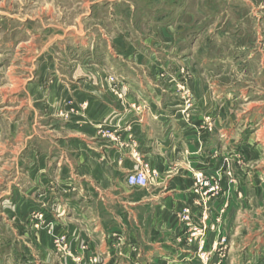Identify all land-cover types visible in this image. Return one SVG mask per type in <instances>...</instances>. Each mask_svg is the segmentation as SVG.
I'll return each mask as SVG.
<instances>
[{"label":"rangeland","instance_id":"rangeland-1","mask_svg":"<svg viewBox=\"0 0 264 264\" xmlns=\"http://www.w3.org/2000/svg\"><path fill=\"white\" fill-rule=\"evenodd\" d=\"M62 75L106 80L107 91L134 112L146 103H127L128 88L119 79L149 85L160 108L200 139L216 135L220 121L228 127L227 148L213 149V169L191 170L193 202L174 212L187 236L185 257L191 251L192 258L143 263L139 245L125 246L116 236L119 258L132 254L131 264H264V0H0V264L104 261L84 259L66 231L57 235L44 212L27 207L28 123L37 104L31 95L44 96L53 76ZM85 108L59 109L55 116L68 121ZM128 139L132 158L142 160L137 141ZM141 169L149 179L156 175L145 163ZM221 197L222 210L215 204ZM52 209L53 217L62 215ZM183 209L191 228L181 222ZM40 232L51 243L30 241Z\"/></svg>","mask_w":264,"mask_h":264},{"label":"crops","instance_id":"crops-1","mask_svg":"<svg viewBox=\"0 0 264 264\" xmlns=\"http://www.w3.org/2000/svg\"><path fill=\"white\" fill-rule=\"evenodd\" d=\"M88 78L53 76V85L40 98H36V85L31 86L36 88L31 96L37 104L34 109L30 107L34 112H30L28 123L29 212H44L55 233L66 231L76 244L74 250L86 260L96 256L104 259L103 264H131L132 254L124 255L123 260L115 254L116 236L126 239L125 246L138 244L137 256L143 263L155 257L162 261L174 256L192 258L191 251L185 257L186 235L174 212L193 202L191 170L213 169V149L222 152L227 148L228 127L220 121L216 135L197 138L193 129L183 128L172 113L160 108L156 90L149 85L119 79L128 88L127 103H146L145 109L134 112L107 91L106 80ZM80 105L86 106L83 114H75L68 121L55 116L59 109H78ZM42 110L44 114L37 116L36 111ZM129 135L137 141L142 160L132 158ZM112 137L127 144L118 146ZM144 163L156 175L144 188L128 186V174L140 170ZM223 202L221 197L215 203L220 210ZM237 204L246 205L244 199H238ZM53 207L62 211L60 217L50 213ZM36 238L52 241L42 232L31 236L30 241ZM0 249L1 253L3 246Z\"/></svg>","mask_w":264,"mask_h":264},{"label":"built area","instance_id":"built-area-1","mask_svg":"<svg viewBox=\"0 0 264 264\" xmlns=\"http://www.w3.org/2000/svg\"><path fill=\"white\" fill-rule=\"evenodd\" d=\"M115 137H112L111 139H113ZM199 177L201 176H196V180H198L199 182ZM126 182L128 184V186L130 187H136V188H144L147 186V184L149 183V175H148V171L147 169H140V170H137V171H134L130 174H128V176L126 177ZM204 187H207V184H205ZM208 192H211L214 193L215 191L210 187L207 188ZM183 213L182 215L183 218L181 220V222H183V224L186 226V227H192V217H191V214L189 213V211L187 209H183ZM195 231L193 229H188V233L187 235H191L194 236L195 235ZM187 237V236H186ZM114 238V237H112ZM115 246L117 245L116 242L113 243Z\"/></svg>","mask_w":264,"mask_h":264}]
</instances>
